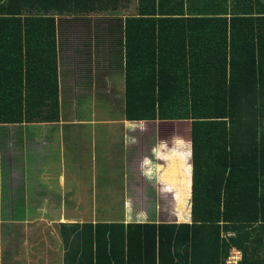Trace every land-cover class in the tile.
Returning <instances> with one entry per match:
<instances>
[{"label": "trees", "instance_id": "trees-1", "mask_svg": "<svg viewBox=\"0 0 264 264\" xmlns=\"http://www.w3.org/2000/svg\"><path fill=\"white\" fill-rule=\"evenodd\" d=\"M130 4L0 0L1 126L60 122L59 21L94 17L124 119L190 124V220L182 200L181 222L61 224L65 264H264V0Z\"/></svg>", "mask_w": 264, "mask_h": 264}, {"label": "crops", "instance_id": "crops-1", "mask_svg": "<svg viewBox=\"0 0 264 264\" xmlns=\"http://www.w3.org/2000/svg\"><path fill=\"white\" fill-rule=\"evenodd\" d=\"M136 7L137 0H131L130 14ZM72 40L76 52L68 50L73 54L68 60L74 66H59L60 122L0 125V264H65L61 224L181 222L182 200L187 220L191 217L190 138L182 143L181 134L160 127V121H126L122 67L107 61L101 66L93 31ZM96 88L112 97L121 117L107 122L97 110L82 109L84 118H79V102H95ZM86 157L91 169L85 167ZM110 192L122 193L117 198L122 219L98 221L94 201L114 200ZM167 213L171 221H160Z\"/></svg>", "mask_w": 264, "mask_h": 264}, {"label": "rangeland", "instance_id": "rangeland-1", "mask_svg": "<svg viewBox=\"0 0 264 264\" xmlns=\"http://www.w3.org/2000/svg\"><path fill=\"white\" fill-rule=\"evenodd\" d=\"M79 21L80 22L77 23V30L74 29V31H73V28H71L70 24H66L67 20H65L64 22H61V20L59 21V23L61 25L60 26L61 34H60V40H59L60 41V51H61V54H60L61 55V59H60L61 66H74L73 63L71 64V62H69V60H68V57L71 58V55H73L71 52H68V50L76 52L75 51L76 42H75V40L73 41L72 38H75V36H77V34H80V33L84 35L85 33L92 32L98 24L96 22L97 19L91 20V22L94 24L91 26L86 24V22L84 20H79ZM62 34H63V36H62ZM79 58L86 59L84 57V55H82ZM99 62L101 63V66H107L106 61L100 60ZM84 66H87V65L85 64ZM96 89H98L97 92H99V94L95 98V102L92 99H89V101H86V102L85 101L79 102V106L76 109V113L78 114L79 118L80 119L84 118V115L82 113V109L89 110L90 112H92L93 110H97V114L103 115V117H105V121H107V122L111 121V119L115 120L116 117H121L122 112H118L117 109H115V106H114L115 101L114 100L112 101V97H111V99H109V97L107 95H105L103 91H101L99 88H96ZM118 92H120V90H118ZM63 106L66 108V110H69L70 107H68L67 98H65V102H63ZM114 110H116V111H114ZM147 125L148 124H139V126H147ZM156 125L157 124H151L150 126H156ZM158 125H167L170 127V132L175 131L176 133H178L179 129L181 132H183L184 131L183 128H185V127L189 128L190 127V124L188 121H182V122L176 121V122H169V123H164V124L159 123ZM117 126H121V125L117 124ZM188 133H189V131H188ZM187 138L188 137L186 136V138L183 139L182 141H185ZM86 159L88 161H86L85 167H86V169H91L92 168V166H91L92 160L91 159L89 160L87 157H86ZM113 169H117V168L115 167ZM101 195H102V193H101ZM110 195H111L112 199H114V200L103 201L102 199H99L98 201H94V204L97 206V210H98V216H97L98 221H102L104 219H110L112 221H120L122 219V216H123L122 215V211H123L122 203H121V200H117V198H119V195H122V193L120 192L118 194V193L110 192ZM188 201H189V205H191V199H189ZM108 202H111L112 205H108V206L101 208L103 206L102 204L108 203ZM86 204L89 208H91V201H86ZM165 207L168 208L167 203H164L162 205V208H165ZM172 207L173 206L171 204V209H172ZM103 210H108V212H111L112 215H109V216L101 215ZM149 211H151V210H149ZM168 213H167V215H164V214H166V213H164L162 215V220H160V221H165V220L171 221L172 216H169ZM7 217H9V216H7ZM147 218L149 219L148 214L145 217H143V219H147ZM155 218H156V215L154 214L152 219H155Z\"/></svg>", "mask_w": 264, "mask_h": 264}, {"label": "built area", "instance_id": "built-area-1", "mask_svg": "<svg viewBox=\"0 0 264 264\" xmlns=\"http://www.w3.org/2000/svg\"><path fill=\"white\" fill-rule=\"evenodd\" d=\"M242 259H243L242 252L237 249H233L228 259L225 260L224 264H240Z\"/></svg>", "mask_w": 264, "mask_h": 264}]
</instances>
